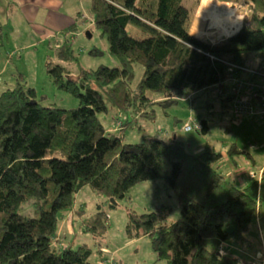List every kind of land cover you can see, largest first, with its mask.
<instances>
[{
    "label": "trees",
    "instance_id": "obj_1",
    "mask_svg": "<svg viewBox=\"0 0 264 264\" xmlns=\"http://www.w3.org/2000/svg\"><path fill=\"white\" fill-rule=\"evenodd\" d=\"M184 1L91 0L94 24L121 65L81 68L75 78L49 60L52 82L76 97L77 107L42 105L22 73L15 87L0 93V264H92L88 246H54L60 215L73 209L86 185L114 202L129 197L135 185L154 179L164 180L175 192L181 216L167 224L157 211L139 214L129 209L126 230L131 239L149 237L153 253L166 264H241L220 248L246 241L262 205L259 181L252 177L237 186L220 171L222 153L210 143L191 153L176 137L124 141L125 129L138 126L142 118L154 120L156 107L166 111L180 98L214 91V85L227 79L228 63L256 69L264 63V0H221L247 3L251 14L242 28H213L218 40L230 37L214 44L205 42L203 29L213 0H195L192 7ZM77 32L76 21L62 34ZM5 38L1 26L0 47ZM72 49L68 39L60 58L72 60ZM252 54L256 64H250ZM136 65L144 73L132 87ZM239 75L264 86V75ZM106 99L127 116L120 134H109L99 117L108 111ZM220 100L222 109L231 107V96ZM201 125L198 132L208 133L209 120ZM235 152H241L237 146ZM30 201L34 215L21 214L22 205ZM105 217L99 211L92 220L91 229L100 236L108 229Z\"/></svg>",
    "mask_w": 264,
    "mask_h": 264
},
{
    "label": "rangeland",
    "instance_id": "obj_2",
    "mask_svg": "<svg viewBox=\"0 0 264 264\" xmlns=\"http://www.w3.org/2000/svg\"><path fill=\"white\" fill-rule=\"evenodd\" d=\"M24 1L67 11L75 17L80 13L88 16V19H78L77 33L67 37L61 34L55 35V32H47L42 25L29 23L19 14V3ZM194 1L185 0L184 3L192 7ZM15 2L16 5L11 3L9 6L0 4V11H4L8 18V23L4 25L5 45L0 47V93L15 87L18 74L22 73L27 86L37 89V101L42 105L54 104L66 109L75 108L79 105V100L58 89L47 73L49 60L64 66L67 71L65 74L75 78L80 76L81 68L96 69L100 65L109 67L121 65L118 58L110 53L107 38L94 24L89 11L91 0H15ZM227 3L234 4L236 15L237 12L242 15L236 17L242 20L227 21L222 15L212 16L218 19L222 17L227 21L228 25L221 23L225 28L243 26L251 14V6L243 2ZM222 7L224 9V4ZM203 29L206 33L217 31L210 27L209 21L203 24ZM228 38L230 37L220 38V41ZM68 39L73 48L74 58L64 61L60 58L59 52ZM216 39L218 40L216 33L205 36V41L210 43L215 42ZM93 49L99 51L91 53ZM251 60L250 64H256L254 54L251 55ZM134 73L132 87L142 79L143 66L136 65ZM106 103L108 111L100 113L99 117L109 134H120L121 122L125 121L127 116L114 108L108 99ZM156 109L154 120L142 118L138 126L125 129V143L140 142L145 136L164 141L177 137L186 143V148L191 153H197L199 145L205 146L206 143H210L222 153L219 162L220 171L237 186H245L252 177L259 181L263 199L257 215L264 216V117H260L259 108H255L252 115L235 116L231 107L227 110L222 109L221 100L216 93L209 91L203 95L198 93L180 98L177 105L166 111L161 107ZM205 119L209 120L208 133L203 134L196 129L190 132L184 130L185 123L193 120L201 123ZM139 126L143 129L141 130ZM234 146L235 148L237 146L241 152H235V148L232 150ZM230 150L233 151L232 157L229 155ZM81 207L84 209L80 212ZM129 209L139 214L157 211L164 215L167 224L175 222L181 216L175 192L167 189L162 179L139 183L130 190L129 197L114 202L86 185L77 193L73 209L60 215V227L54 246L57 249L69 247L78 249L81 246H88L93 252L89 259L92 264H166L164 261H159L153 253L149 237L135 240L127 235ZM99 211L105 212L108 226L103 236L91 229L92 220ZM20 213L33 216V201L23 204ZM255 222L256 218L252 222L253 226ZM255 237L257 232L254 233L252 230L248 233L247 238L250 242L248 240V243H244V247L250 246V252L258 254L261 250L259 241L255 240Z\"/></svg>",
    "mask_w": 264,
    "mask_h": 264
},
{
    "label": "crops",
    "instance_id": "obj_3",
    "mask_svg": "<svg viewBox=\"0 0 264 264\" xmlns=\"http://www.w3.org/2000/svg\"><path fill=\"white\" fill-rule=\"evenodd\" d=\"M223 2L225 1L213 0V5H212L213 8L211 9V13H210L211 15L209 18V24L212 29L215 27L218 29H224L225 26H222V24H227V25L229 24L227 21H224L222 17L221 19H218L212 16L213 14L218 15V16H221V14L226 15L225 10L227 9L230 3H227V2L223 3ZM11 3L16 5L15 0H0V4L3 6H9ZM223 4L225 6L224 9L222 7ZM18 7H19V14H21L29 23L42 25L45 27L47 32L49 33L55 32L56 33L55 35H59V34L63 35L62 31L68 28L69 26L73 25L76 21H78L77 17L80 14L79 13L75 17L73 14L67 11H62V10L49 7V6H42L41 4L29 2V1H24L22 3H19ZM237 15L242 16L238 12H237ZM238 19L242 20L240 18ZM7 23H8L7 14L4 11H0V27L1 26L4 27V25H6ZM241 27L242 25L239 27H233V28H241ZM209 34L212 35L214 33L208 32V33H205V36H208ZM221 39H224V38H221ZM221 39L215 40V42H218ZM215 42H212L211 44H214ZM259 115L260 117H264L261 114ZM200 143L201 142H199V144ZM197 148L198 149L196 150V152L199 153L203 151L204 146L202 144V145H199ZM259 193H260V189H259ZM260 195L262 196L261 193ZM251 226L252 227L250 228L248 233H250L252 230L254 233L257 232V237H255V240L259 241L258 245H259V249L261 250V253L258 251V254H253L250 252V246L248 248L244 247V243H248V240H249L248 238L244 242H239L242 245L234 243V242H228L227 244L224 245V249H225L224 253L228 255L229 257L239 260L241 264H264V216L262 214L257 215L254 226L253 225ZM249 245H251V243Z\"/></svg>",
    "mask_w": 264,
    "mask_h": 264
},
{
    "label": "built area",
    "instance_id": "obj_4",
    "mask_svg": "<svg viewBox=\"0 0 264 264\" xmlns=\"http://www.w3.org/2000/svg\"><path fill=\"white\" fill-rule=\"evenodd\" d=\"M85 17V16H84ZM227 79L221 83L214 85V91L219 99L232 97V111L235 116L244 117L252 115L255 108H259V114L264 116V86L253 81V79L243 78L239 75V71L243 74H249L251 77L256 75H264V63L260 69L247 68L228 63ZM239 70V71H237ZM196 129H202L201 123L193 120L185 123L184 130L190 132ZM263 170H261V173ZM220 252L224 253V245L221 246Z\"/></svg>",
    "mask_w": 264,
    "mask_h": 264
},
{
    "label": "bare ground",
    "instance_id": "obj_5",
    "mask_svg": "<svg viewBox=\"0 0 264 264\" xmlns=\"http://www.w3.org/2000/svg\"><path fill=\"white\" fill-rule=\"evenodd\" d=\"M225 13H226V15H229L232 17L240 16V15H236V8H235L234 4H231V3L228 5L227 9L225 10Z\"/></svg>",
    "mask_w": 264,
    "mask_h": 264
},
{
    "label": "water",
    "instance_id": "obj_6",
    "mask_svg": "<svg viewBox=\"0 0 264 264\" xmlns=\"http://www.w3.org/2000/svg\"><path fill=\"white\" fill-rule=\"evenodd\" d=\"M202 40V39H201ZM206 43H208V44H211L210 42H207V41H205Z\"/></svg>",
    "mask_w": 264,
    "mask_h": 264
}]
</instances>
